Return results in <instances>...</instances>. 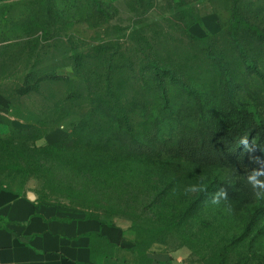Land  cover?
Instances as JSON below:
<instances>
[{
    "label": "rangeland",
    "instance_id": "374dc122",
    "mask_svg": "<svg viewBox=\"0 0 264 264\" xmlns=\"http://www.w3.org/2000/svg\"><path fill=\"white\" fill-rule=\"evenodd\" d=\"M234 15L264 33V0H0V188L102 219L147 249L138 264H264L263 148L227 162L217 126L229 105L264 129V42ZM235 38L255 67L226 93L214 67L239 56ZM154 61L174 71L166 98Z\"/></svg>",
    "mask_w": 264,
    "mask_h": 264
},
{
    "label": "crops",
    "instance_id": "0c3cea01",
    "mask_svg": "<svg viewBox=\"0 0 264 264\" xmlns=\"http://www.w3.org/2000/svg\"><path fill=\"white\" fill-rule=\"evenodd\" d=\"M117 245L131 239L102 219L48 214L30 194L0 189V260L3 264H96L93 234ZM132 242V241H131ZM133 246V245H132Z\"/></svg>",
    "mask_w": 264,
    "mask_h": 264
},
{
    "label": "trees",
    "instance_id": "16d2710c",
    "mask_svg": "<svg viewBox=\"0 0 264 264\" xmlns=\"http://www.w3.org/2000/svg\"><path fill=\"white\" fill-rule=\"evenodd\" d=\"M185 5L184 3H181L178 5V7L181 9ZM184 16L192 17V15L184 12ZM198 23V20H193L192 23H190V27L194 24ZM240 27H243L245 31L248 34H253L263 40L264 42V33L257 27L252 26L249 21H244L238 18L236 15H234V22L230 26V29H236L238 30ZM229 29V30H230ZM237 41L236 46L238 49L239 56L233 59L230 62H225V64H219L215 65L214 67V74L217 75L218 78L222 79V81H225V84L223 85V90L226 93L232 92V87H241L243 85L244 81L243 78L248 70L250 68H254V60L250 56L249 50L245 48L241 43H238V38H235ZM78 66L79 62L75 61ZM111 68V67H110ZM112 71L111 69H109ZM150 75L152 79L155 81V84L157 87H159V91L163 97H167V87L165 85L166 80L171 79L174 75V71L170 68H166L163 65L159 64L157 61H154L151 63V68L149 69ZM113 74L110 72V76ZM41 79L44 81H62V80H68L67 76L59 75L56 73H49L44 76H41ZM112 81V80H111ZM225 94V93H221ZM224 107L222 110V114L224 115L223 121L219 122L217 126L221 129L222 133H224V136L222 137V140L220 142V150H221V156L223 160H226L227 162H232L237 159H242L246 157L247 151H249L251 148L258 149V145H261L263 148L262 154L260 157L264 155V129L263 130H257V132H254L253 130L246 132V130L241 129L242 127H251L247 122L243 121L241 125L238 123L239 115L242 116L241 111H239L238 108L235 106ZM238 115V117H236ZM124 122V120L119 119L118 124L121 125ZM126 129V130H125ZM124 130L121 129V127L115 132L114 137L116 140H119L121 142H124L125 144L129 145V138L128 135L130 130L129 127L125 128ZM241 129V130H240ZM257 139V143L254 144L253 140ZM133 141V140H132ZM177 145H180V143H176ZM131 148L132 152L135 154H141V155H150L151 151H153V147L149 143H138L136 141H133L128 146ZM186 149V148H184ZM191 149V148H188ZM178 154H182V147L176 148ZM187 150V149H186ZM186 155H189L190 152L184 151ZM180 154V155H181ZM259 157V158H260ZM263 165H264V157H263ZM1 189V188H0ZM92 217V216H91ZM97 218V217H92ZM100 219V218H97ZM96 243L100 246V248H94V262L96 264L98 263V259L96 258V254L98 251H110L113 253L112 255H109L108 252H105V256H116L120 254L121 252H127L130 254L135 255L136 253L140 254V260L139 256L135 255V258L133 259L134 264L140 263L141 259L146 256L147 249L144 251L141 250L139 247V242L133 244L131 247H124L117 245L115 243H112L108 237L101 233H95L93 234ZM148 248V247H147Z\"/></svg>",
    "mask_w": 264,
    "mask_h": 264
},
{
    "label": "built area",
    "instance_id": "2783aa9c",
    "mask_svg": "<svg viewBox=\"0 0 264 264\" xmlns=\"http://www.w3.org/2000/svg\"><path fill=\"white\" fill-rule=\"evenodd\" d=\"M0 264H3L1 260H0Z\"/></svg>",
    "mask_w": 264,
    "mask_h": 264
}]
</instances>
